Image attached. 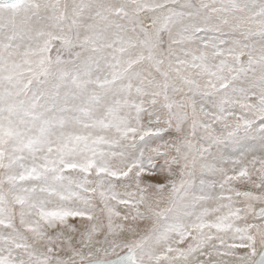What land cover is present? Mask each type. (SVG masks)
Returning a JSON list of instances; mask_svg holds the SVG:
<instances>
[{
    "label": "snow or ice",
    "instance_id": "obj_1",
    "mask_svg": "<svg viewBox=\"0 0 264 264\" xmlns=\"http://www.w3.org/2000/svg\"><path fill=\"white\" fill-rule=\"evenodd\" d=\"M0 264H264V0H0Z\"/></svg>",
    "mask_w": 264,
    "mask_h": 264
}]
</instances>
